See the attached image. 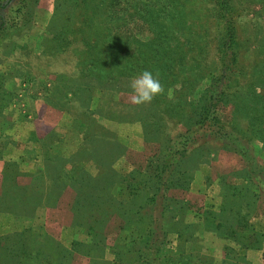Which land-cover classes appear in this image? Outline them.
Returning <instances> with one entry per match:
<instances>
[{"label": "rangeland", "instance_id": "1", "mask_svg": "<svg viewBox=\"0 0 264 264\" xmlns=\"http://www.w3.org/2000/svg\"><path fill=\"white\" fill-rule=\"evenodd\" d=\"M30 1L0 0V264H139L153 219L171 221L161 258L179 231L246 264L264 244V0ZM144 70L164 92L133 105ZM207 95L222 135L196 124Z\"/></svg>", "mask_w": 264, "mask_h": 264}, {"label": "trees", "instance_id": "2", "mask_svg": "<svg viewBox=\"0 0 264 264\" xmlns=\"http://www.w3.org/2000/svg\"><path fill=\"white\" fill-rule=\"evenodd\" d=\"M215 1L218 2V9L220 10V12L223 13V12L228 11L227 3L224 0H215ZM18 2H19V7L21 9V8L27 7L28 4L32 1H30V0H21V1L18 0ZM27 15H30L29 12L22 14L20 21H22V20L24 21ZM229 23H230V20H228L225 24H229ZM9 27H10V25L7 26L4 23L3 19L1 18V15H0V35L5 33V31ZM221 45H222L220 47V52H221L220 57L222 56L221 57V63H222V66H225V68L227 69V65L229 63L235 62V56H236V53H235L236 49L233 47L232 29L229 26H226V36L224 37V40H223ZM212 100H213L212 95H207L206 97H204V99L202 101V105H201L200 114H198L197 119H196V124L199 126L207 125V127H209L212 124L217 122L216 126L219 127L220 135H222L223 134L222 126L219 125V123H218V121H216L215 117L210 116V111L212 110V107L215 104L214 100L213 101ZM215 100H217V99L215 98ZM209 117H211V118H209ZM164 163H165V165H163V166H167V162H164ZM164 168L160 169V171H166V168H165V170H164ZM159 172H157V173L155 172L154 177H155L156 181H158V187H157V189H155V192L160 194V191H163V189H166L169 186V184L171 182H173V178H171L170 173L168 171H167V174L165 176H160ZM161 195H162V193H161ZM151 218H153V217L151 216ZM140 222L143 223V225H144V227L140 228V229H143V231L138 233L134 237V241L132 242V243H134L137 240H139V241L141 240L142 245L139 247L143 248V250L146 251V252H144V251L138 250V251L134 252L136 257H137V260H139L138 261L139 264H154L155 262L162 264V262L160 260H163V259H165L163 264H190L191 263L190 257H186L184 259V257H181V255L179 253H175V252H173V250H170V249L169 250L167 249V255H164L162 257L163 259L160 257V255H158L160 253L159 246H163L164 239L162 238V236L157 237L155 235L153 226H157L162 231V233H165L166 231L170 230V228H171L170 222L171 221H154V219H153L151 221H140ZM237 222H239V221H237ZM204 223H206V225L209 227L208 228L209 230H211L213 232H217V233H218L217 230L222 227L221 223L218 221H204ZM126 225H127V223H126ZM87 228H88V230H90L92 232L91 236H93V235L98 236L99 235L98 233H96L93 230V226H87ZM178 233H179V231H176V234H178ZM182 235L184 236V238H187L185 236V234L182 233ZM182 235H180V236H182ZM218 235H220V233H218ZM178 236H179V234H178ZM225 238H227V237H225ZM101 239L104 240V237L100 235L99 239L93 240V244L95 245V242L98 244L99 240H101ZM73 245H75V243ZM102 246H103V244H100L98 246V248H102ZM125 248L127 251H129V248H127V247H125ZM149 253L152 254V256H150ZM241 260L243 261L242 257H241ZM237 263L241 264L239 261H237Z\"/></svg>", "mask_w": 264, "mask_h": 264}, {"label": "crops", "instance_id": "3", "mask_svg": "<svg viewBox=\"0 0 264 264\" xmlns=\"http://www.w3.org/2000/svg\"><path fill=\"white\" fill-rule=\"evenodd\" d=\"M178 234L174 235L173 244L170 245L171 243H169L168 247L171 248L173 252L179 253L181 257H184V259L186 257H190L191 259L190 264H210V261L208 259L209 257H211V262L214 261V264H238L235 259L229 258L230 255L228 253L225 254V252H222L215 256L210 252H208V249L206 251L203 250L195 251L192 248V241L197 239L196 235L191 234L190 232V235L187 233L185 235L187 238H184L182 233H178ZM198 238H200L201 242H203L202 237H198ZM202 246H205V244L202 243ZM262 247H264V244H262ZM262 247L261 248L259 247L257 249L248 248L239 255L240 257H242L244 263L246 264H264V248ZM206 257H207V262L206 260H204Z\"/></svg>", "mask_w": 264, "mask_h": 264}, {"label": "clouds", "instance_id": "4", "mask_svg": "<svg viewBox=\"0 0 264 264\" xmlns=\"http://www.w3.org/2000/svg\"><path fill=\"white\" fill-rule=\"evenodd\" d=\"M129 87L131 89L129 101L137 106L151 103L156 96L164 92L158 75L154 76L149 70H144L131 78Z\"/></svg>", "mask_w": 264, "mask_h": 264}]
</instances>
